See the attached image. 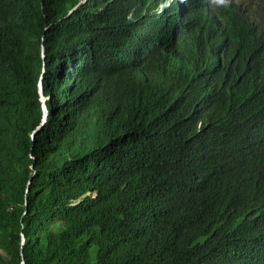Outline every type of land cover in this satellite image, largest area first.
Returning a JSON list of instances; mask_svg holds the SVG:
<instances>
[{
    "label": "trees",
    "instance_id": "trees-1",
    "mask_svg": "<svg viewBox=\"0 0 264 264\" xmlns=\"http://www.w3.org/2000/svg\"><path fill=\"white\" fill-rule=\"evenodd\" d=\"M0 264H264V0H0Z\"/></svg>",
    "mask_w": 264,
    "mask_h": 264
},
{
    "label": "clouds",
    "instance_id": "clouds-1",
    "mask_svg": "<svg viewBox=\"0 0 264 264\" xmlns=\"http://www.w3.org/2000/svg\"><path fill=\"white\" fill-rule=\"evenodd\" d=\"M220 3H224V0H220Z\"/></svg>",
    "mask_w": 264,
    "mask_h": 264
},
{
    "label": "water",
    "instance_id": "water-1",
    "mask_svg": "<svg viewBox=\"0 0 264 264\" xmlns=\"http://www.w3.org/2000/svg\"><path fill=\"white\" fill-rule=\"evenodd\" d=\"M44 101V97L42 96V102Z\"/></svg>",
    "mask_w": 264,
    "mask_h": 264
},
{
    "label": "rangeland",
    "instance_id": "rangeland-1",
    "mask_svg": "<svg viewBox=\"0 0 264 264\" xmlns=\"http://www.w3.org/2000/svg\"><path fill=\"white\" fill-rule=\"evenodd\" d=\"M42 54H44V52L42 51Z\"/></svg>",
    "mask_w": 264,
    "mask_h": 264
}]
</instances>
